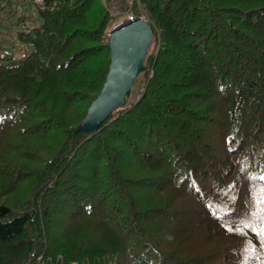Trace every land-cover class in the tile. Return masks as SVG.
Segmentation results:
<instances>
[{
  "label": "trees",
  "instance_id": "1",
  "mask_svg": "<svg viewBox=\"0 0 264 264\" xmlns=\"http://www.w3.org/2000/svg\"><path fill=\"white\" fill-rule=\"evenodd\" d=\"M111 0H42L0 53V264H264V0H116L152 46L93 130Z\"/></svg>",
  "mask_w": 264,
  "mask_h": 264
},
{
  "label": "water",
  "instance_id": "2",
  "mask_svg": "<svg viewBox=\"0 0 264 264\" xmlns=\"http://www.w3.org/2000/svg\"><path fill=\"white\" fill-rule=\"evenodd\" d=\"M108 35L109 64L98 94L87 107L79 129L93 130L108 114L122 106L134 80L143 67L152 41V28L141 15H129L114 24Z\"/></svg>",
  "mask_w": 264,
  "mask_h": 264
},
{
  "label": "rangeland",
  "instance_id": "3",
  "mask_svg": "<svg viewBox=\"0 0 264 264\" xmlns=\"http://www.w3.org/2000/svg\"><path fill=\"white\" fill-rule=\"evenodd\" d=\"M109 8L115 24L132 14L129 6L122 8L116 0L110 1ZM141 14H144L142 10L135 15ZM38 21V5L33 0H0V53H9L14 60L22 57L29 47L17 38V30ZM151 46L152 43L147 52ZM140 89V82L135 81L130 89V98L137 97Z\"/></svg>",
  "mask_w": 264,
  "mask_h": 264
},
{
  "label": "built area",
  "instance_id": "4",
  "mask_svg": "<svg viewBox=\"0 0 264 264\" xmlns=\"http://www.w3.org/2000/svg\"><path fill=\"white\" fill-rule=\"evenodd\" d=\"M34 2H35L36 4H38L40 7L43 6V4H42V0H34Z\"/></svg>",
  "mask_w": 264,
  "mask_h": 264
},
{
  "label": "snow or ice",
  "instance_id": "5",
  "mask_svg": "<svg viewBox=\"0 0 264 264\" xmlns=\"http://www.w3.org/2000/svg\"><path fill=\"white\" fill-rule=\"evenodd\" d=\"M262 179H264V177H262ZM245 264H247V262H245Z\"/></svg>",
  "mask_w": 264,
  "mask_h": 264
}]
</instances>
